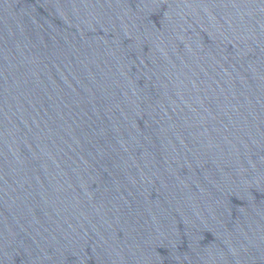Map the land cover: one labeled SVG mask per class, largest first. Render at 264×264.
<instances>
[{"label":"water","instance_id":"95a60500","mask_svg":"<svg viewBox=\"0 0 264 264\" xmlns=\"http://www.w3.org/2000/svg\"><path fill=\"white\" fill-rule=\"evenodd\" d=\"M0 264H264V0H0Z\"/></svg>","mask_w":264,"mask_h":264}]
</instances>
